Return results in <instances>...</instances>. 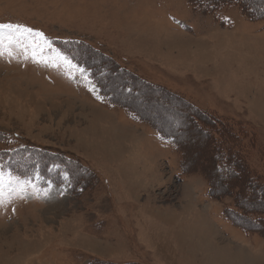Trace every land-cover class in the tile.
Listing matches in <instances>:
<instances>
[{"label":"rangeland","instance_id":"1","mask_svg":"<svg viewBox=\"0 0 264 264\" xmlns=\"http://www.w3.org/2000/svg\"><path fill=\"white\" fill-rule=\"evenodd\" d=\"M257 1L246 0L249 9ZM0 23L46 38H35L38 47L21 38L0 56V150L64 153L72 162L46 157L79 185L61 173L44 186L0 165V264H56L67 254L73 264H264V191L242 185L250 175L264 183V18L235 5L204 13L188 0H0ZM74 39L103 87L53 46ZM111 97L176 133L188 170L170 141ZM181 100L232 126L230 147L245 166L237 180L213 172L208 140ZM15 188L23 191L9 199ZM244 200L260 215L238 216Z\"/></svg>","mask_w":264,"mask_h":264},{"label":"trees","instance_id":"2","mask_svg":"<svg viewBox=\"0 0 264 264\" xmlns=\"http://www.w3.org/2000/svg\"><path fill=\"white\" fill-rule=\"evenodd\" d=\"M188 2L191 4V6L194 9H200L202 10V12L204 13H211L214 12L215 10L221 9L225 6H229V5H235L238 7V9L241 11V13L249 19L253 18H257V19H261L264 18V0H258L256 2V8L258 10H251L248 7V4L246 3V0H188ZM263 8L261 11L259 9ZM253 13V14H252ZM255 14V15H254ZM259 17V18H258ZM68 43H71L70 48L67 49V45ZM81 42L78 41H73V42H67V43H54V45L61 50L64 54H66L67 56H69L76 64L78 65H83L85 66L87 69H89L92 73L90 74V78L101 88L103 87L102 82L100 81V77L97 76V72L98 70L90 65H87L85 62H83L82 60L78 59V54L76 49L77 45H80ZM85 46L89 47V45L85 44ZM91 49V48H90ZM104 59H108L110 61V63L112 65H114V68L116 70H118V73H124V76H127L130 78V76H132L131 78L136 80V84L139 86H143V87H147L148 83L145 82V80H143L142 78H140L137 75L132 74L131 72L125 71L126 69H120L117 66V63L114 62V60H112L111 58L107 57V56H103ZM103 67H101L102 69ZM110 69V68H109ZM103 71V70H102ZM114 71V70H113ZM106 72L109 73V70L106 69ZM99 77V78H98ZM163 88V86H162ZM127 90L129 91V89L127 88ZM164 90V89H162ZM165 91V90H164ZM168 93V92H167ZM103 95L105 96V92H103ZM171 95V94H170ZM171 99H176V100H180L178 98H176L175 96L171 95ZM109 101L111 103H113L116 106L122 107L127 109L135 118H137L138 120H140L141 122L146 123L147 125H150L152 128H154L160 139L164 140V141H170L169 144L174 147L173 149L177 152H179L180 156H181V161H180V166L182 168V171H187L188 167L186 166L185 162H186V153L185 150L183 148V146H181V143L179 142L178 138H177V134L171 132L170 129H166V127L154 122L152 119H149L147 117H144L143 114H141L138 110L133 109L131 107H129L128 105H124L122 104L120 101L118 100H114L111 98H109ZM180 103L186 107V111L189 114V116L192 119V123L194 124V126H196V128L199 130V132L201 134H203L206 139L208 140V148L209 151L212 155V157L214 158V161L211 160V162L214 163V170L213 172L217 175H221L220 176V180L224 181L226 179H230L231 177L235 180H237L236 176H239L242 174V170L244 171V164L240 159V155L235 151L232 150V148L230 147L231 144L234 143L235 141V137L234 134L232 132V129L230 125H228L226 122H224L221 119H214L209 117L205 112L200 111V109L194 107L192 104L185 102V101H180ZM211 131H213L215 134L218 135V137L221 138V141L218 142L216 141V139L213 137ZM234 140H232V139ZM42 151V153H41ZM46 151V152H43ZM39 154V155H38ZM48 154L47 157H50V155H54V154H59V156L66 162H72L73 158H68V156L64 153H53L52 151L49 149H46L45 147L40 148V147H36L33 146L31 144H19V143H12L10 147H8V149L5 150H0V165L2 167V169L6 170H10L12 173H14L15 175L18 176H26V177H31L33 175V173H39L44 180H49L55 184L59 183L61 181V173H66L68 175V177H70L71 181H72V187L75 188L77 186H79L77 184V182H74L72 175L70 174V172H68L66 166L64 164H61L60 162H56V161H52L50 159H48L46 157V155ZM27 158H29L30 161H28ZM56 167V169H55ZM225 169V171L227 172V174L224 176H222V174L220 173V170ZM85 170V168H83ZM214 174V175H215ZM222 178V179H221ZM208 181H209V185H211V187L213 188V185L211 184L210 179L207 177ZM247 179V178H246ZM219 180V181H220ZM218 182V180H217ZM246 184H242V185H246V186H253V189H255L256 191H258L259 193H263L264 191V183L263 182H258V180H256V178H253L251 175L250 177H248V180H245ZM214 192H216L218 195H222L225 192H223L224 186L222 185L221 188H219L218 190L216 188H213ZM233 189H235L236 191H238V194H236L235 198L237 199L238 195L240 196V188L234 187ZM231 193V191H229V194ZM253 193V192H252ZM254 194V193H253ZM231 195V194H230ZM232 197V196H231ZM234 198V199H235ZM236 204L235 206V210L239 213L237 214L238 216H252V215H260L259 212H256L255 210H250V212L245 209L242 205H246L245 200L241 203L235 201ZM234 210L232 209H228L226 211L227 215H230L231 218V213L233 215ZM234 216V215H233ZM260 221V220H258ZM108 264H111L110 262H107Z\"/></svg>","mask_w":264,"mask_h":264},{"label":"snow or ice","instance_id":"3","mask_svg":"<svg viewBox=\"0 0 264 264\" xmlns=\"http://www.w3.org/2000/svg\"><path fill=\"white\" fill-rule=\"evenodd\" d=\"M4 33H7L5 36ZM32 37L33 38V44L35 45V38H40V39H46L45 34L41 31L35 30L31 27H28L24 24H12V23H0V56L4 55L5 50L8 51V55L11 56V46L13 44L19 45V41L21 38H28ZM5 40L7 41L8 48H5ZM25 50L27 49L28 45L25 44L23 45ZM43 51V49H40ZM33 57H35V52H33ZM3 178L2 175H0V203L3 202V197H4V192H3ZM23 191L22 188H15V189H10L9 192V199L11 198V195L13 194H19V192Z\"/></svg>","mask_w":264,"mask_h":264},{"label":"crops","instance_id":"4","mask_svg":"<svg viewBox=\"0 0 264 264\" xmlns=\"http://www.w3.org/2000/svg\"><path fill=\"white\" fill-rule=\"evenodd\" d=\"M142 123V122H141ZM142 124H145V125H147L146 123H142ZM148 126V125H147ZM151 143H152V141H151ZM128 163V162H127ZM126 163V164H127ZM126 164H125V167H127L126 166ZM134 166H136V165H134V164H132L131 166H129V167H127L130 171H132V172H135L136 171V169H133L134 168ZM124 166H122V168H125ZM126 168V169H127ZM119 175V174H118ZM68 256L66 257L65 256V258H64V262L66 263V264H69V263H71V264H73V260H70L69 259V254H67ZM114 260V259H113ZM44 261H40L39 262V264H46V262L45 263H43ZM64 262H63V260H62V262H59V261H57V263L56 264H64ZM106 262H108V261H106Z\"/></svg>","mask_w":264,"mask_h":264}]
</instances>
